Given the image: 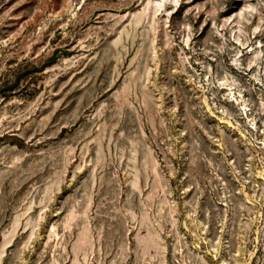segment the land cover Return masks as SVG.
Masks as SVG:
<instances>
[{"label":"rangeland","instance_id":"1","mask_svg":"<svg viewBox=\"0 0 264 264\" xmlns=\"http://www.w3.org/2000/svg\"><path fill=\"white\" fill-rule=\"evenodd\" d=\"M0 264H264V0H0Z\"/></svg>","mask_w":264,"mask_h":264}]
</instances>
